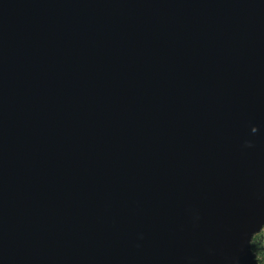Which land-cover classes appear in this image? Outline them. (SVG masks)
Masks as SVG:
<instances>
[{"label": "water", "instance_id": "95a60500", "mask_svg": "<svg viewBox=\"0 0 264 264\" xmlns=\"http://www.w3.org/2000/svg\"><path fill=\"white\" fill-rule=\"evenodd\" d=\"M264 0H0V264H257Z\"/></svg>", "mask_w": 264, "mask_h": 264}, {"label": "trees", "instance_id": "16d2710c", "mask_svg": "<svg viewBox=\"0 0 264 264\" xmlns=\"http://www.w3.org/2000/svg\"><path fill=\"white\" fill-rule=\"evenodd\" d=\"M251 248L257 264H264V228L253 237Z\"/></svg>", "mask_w": 264, "mask_h": 264}]
</instances>
